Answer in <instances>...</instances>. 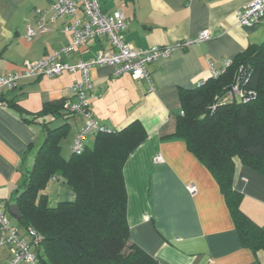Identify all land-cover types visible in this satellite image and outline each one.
<instances>
[{"label":"crops","instance_id":"obj_1","mask_svg":"<svg viewBox=\"0 0 264 264\" xmlns=\"http://www.w3.org/2000/svg\"><path fill=\"white\" fill-rule=\"evenodd\" d=\"M249 1L100 0L105 13L122 11L131 20L125 38L136 48L171 45L196 38L203 30L212 35L149 65V80L128 73L115 76L109 65L90 69L89 101L97 120L113 130L138 121L146 130L145 140L123 168L127 218L132 241L160 264H264V250L253 252L243 246L213 175L184 139L175 136L181 93L211 77L210 62L221 68L225 61L264 43V18L252 27L238 23L237 11ZM50 4L51 0H0V74L21 72L26 62L71 43L72 34L63 30L71 17L49 21L48 31L27 38L28 28L37 25L36 9L49 10ZM77 16L83 18L82 12ZM108 48L107 38L97 37L62 59L76 63ZM78 75L65 71L54 77L31 76L21 79L15 90L0 93V200L10 223L27 240V226L11 213L10 205H18L16 197L25 188L47 131L62 134L61 154L71 157V145L85 119L65 116L63 104ZM47 103L59 105V110L34 120ZM94 139L90 135L86 144L93 145ZM234 184L243 195L241 209L264 228V176L237 162ZM43 192L50 205L51 197L58 204L76 196L59 175ZM10 258L11 248L0 244V264H8Z\"/></svg>","mask_w":264,"mask_h":264},{"label":"trees","instance_id":"obj_2","mask_svg":"<svg viewBox=\"0 0 264 264\" xmlns=\"http://www.w3.org/2000/svg\"><path fill=\"white\" fill-rule=\"evenodd\" d=\"M238 80L254 94L247 101L225 100ZM181 99L175 136L184 139L219 184L243 246L264 250V228L241 209L243 195L234 184L237 162L264 176V43L238 55L217 78L183 91ZM58 110L59 105L47 103L34 120ZM60 135L47 131L16 197L21 222L43 237L37 247L41 263L160 264L132 241L127 218L123 168L145 140L144 126L135 121L98 132L93 145L68 159L61 154ZM58 175L76 196L51 206L43 191Z\"/></svg>","mask_w":264,"mask_h":264},{"label":"built area","instance_id":"obj_3","mask_svg":"<svg viewBox=\"0 0 264 264\" xmlns=\"http://www.w3.org/2000/svg\"><path fill=\"white\" fill-rule=\"evenodd\" d=\"M78 12H82L83 18L77 16ZM48 13H50L49 18L47 17ZM36 15L37 25L35 28H28L26 34L28 39H33L48 31L49 21L54 22L58 18L71 17L73 21L65 24L63 30L72 34V41L46 57L34 62H26L21 72L0 74V93L15 90L23 78L43 75L54 77L65 71L78 73L79 75L73 78L69 86L70 97L63 104L65 116L81 115L85 119L71 145L74 154L83 152L90 135L112 130L101 124L90 108L89 97L93 89L90 69L93 66L109 65L114 67L115 76L128 73L136 79L149 80V65L170 55L175 49H185L195 42L207 41L212 37L209 30H203L196 38H187L171 45L136 48L125 38L131 20L122 11L105 13L100 0H51L49 10L36 9ZM236 17L238 23L245 27L259 24L264 18V0L249 1L237 11ZM102 36L107 38L110 48L102 49L94 57L88 60H79L76 63H69L62 59L63 55L70 54L92 39ZM231 63L232 61H225L221 68H216L210 62L211 76L217 78L226 71ZM203 83H200L199 86ZM252 94H254L253 91H245L238 80L232 85L225 100L240 97L247 101L249 99L247 95ZM181 113L183 114V111ZM157 158L162 159L161 156ZM188 188L192 192L195 191L193 185ZM27 231L30 240L20 237L18 228L10 223L5 205L0 200V244L11 248V258L8 264H42L37 254V247L43 237L32 227H27Z\"/></svg>","mask_w":264,"mask_h":264},{"label":"water","instance_id":"obj_4","mask_svg":"<svg viewBox=\"0 0 264 264\" xmlns=\"http://www.w3.org/2000/svg\"><path fill=\"white\" fill-rule=\"evenodd\" d=\"M10 211L15 217H17V219H21V213L19 211L18 205L16 204L10 205Z\"/></svg>","mask_w":264,"mask_h":264},{"label":"rangeland","instance_id":"obj_5","mask_svg":"<svg viewBox=\"0 0 264 264\" xmlns=\"http://www.w3.org/2000/svg\"><path fill=\"white\" fill-rule=\"evenodd\" d=\"M50 203H51V206H55L57 204L54 197H51Z\"/></svg>","mask_w":264,"mask_h":264}]
</instances>
